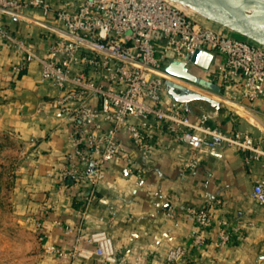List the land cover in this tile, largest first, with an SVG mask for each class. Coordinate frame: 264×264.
<instances>
[{
	"label": "built area",
	"instance_id": "built-area-1",
	"mask_svg": "<svg viewBox=\"0 0 264 264\" xmlns=\"http://www.w3.org/2000/svg\"><path fill=\"white\" fill-rule=\"evenodd\" d=\"M55 1L0 0V15L18 21L26 22L39 11L41 26L50 34L41 53L0 21V51L8 48L15 55L12 73L37 63L41 79L55 88L56 96L42 102L36 113L54 112L68 128L70 150L55 175L63 186L68 180L84 182L85 208L104 183L110 163L121 164L138 187L144 186V171L134 168L136 153L148 156L156 147L164 151L181 147L192 156L188 168H195L204 154L231 147L244 155L246 163L264 169V138L239 129L224 131L218 123L219 110L187 108L167 91L171 83L205 92L221 108L250 112L254 102L264 101V46L236 39L229 30L170 0H83L60 8ZM196 52L211 57L207 69L189 61ZM173 63L198 67L202 77L190 74L217 90L169 74L166 68ZM122 137L134 151L123 148ZM251 198L264 207V176L254 181ZM191 215L196 226L191 250L196 255L205 251L211 236L222 248L240 232L239 227L214 222L205 210ZM81 240L77 237L72 259L99 257L104 264H116L107 233L97 232L85 240L93 248L79 246ZM47 253L64 255L52 247ZM187 255V249L176 247L165 253L164 260L171 264Z\"/></svg>",
	"mask_w": 264,
	"mask_h": 264
},
{
	"label": "crops",
	"instance_id": "crops-1",
	"mask_svg": "<svg viewBox=\"0 0 264 264\" xmlns=\"http://www.w3.org/2000/svg\"><path fill=\"white\" fill-rule=\"evenodd\" d=\"M75 1L56 0L54 5L77 6L83 0ZM42 20L39 11L26 22L0 15L3 24L41 53L50 37ZM16 61L8 48L0 51V130L14 133L28 151L17 173V186L23 196L22 210L39 242L32 264H104L99 257L78 261L70 256L77 237L82 239L79 246L93 248L85 240L101 231L112 239L116 264H167L165 253L176 247L187 249L188 255L171 264H264V207L251 198L254 181L264 176L257 163H246L236 149L222 147L202 155L195 168H188L192 156L181 147L174 151L156 147L148 156L136 153L134 168L144 171V186L138 187L136 178L121 164L110 163L104 183L85 208L84 182L68 180L63 186L55 175L70 150L68 128L54 112L36 113L57 92L41 79L37 63L22 73H12ZM188 68L197 77L203 76L198 67ZM192 106L200 105L193 101L187 108ZM221 109L222 130L239 129L264 138V101L254 102L250 112ZM121 140L125 150H135L125 137ZM198 210L207 211L216 223L240 228L230 245L218 247L211 236L201 255L191 250L196 231L191 212ZM51 247L64 255L48 254Z\"/></svg>",
	"mask_w": 264,
	"mask_h": 264
},
{
	"label": "rangeland",
	"instance_id": "rangeland-1",
	"mask_svg": "<svg viewBox=\"0 0 264 264\" xmlns=\"http://www.w3.org/2000/svg\"><path fill=\"white\" fill-rule=\"evenodd\" d=\"M232 35L236 39L243 38L235 33ZM190 66L182 64L179 77L195 83L194 76L188 71ZM172 71L171 67L166 68V72L175 75ZM204 93L200 94L208 97ZM198 105L209 109L203 101H198ZM27 152L23 142L14 133L0 130V264H32V257L39 250L31 221L22 210L23 196L17 186V173L23 166Z\"/></svg>",
	"mask_w": 264,
	"mask_h": 264
},
{
	"label": "water",
	"instance_id": "water-1",
	"mask_svg": "<svg viewBox=\"0 0 264 264\" xmlns=\"http://www.w3.org/2000/svg\"><path fill=\"white\" fill-rule=\"evenodd\" d=\"M170 1L189 8L192 12L212 24L221 26L232 33L264 46V0ZM210 58L209 55L196 52L189 61L203 69H207ZM180 66L181 64L179 63H173L170 66L173 69L172 72L175 74L174 76L179 77L181 75L182 72H179ZM193 78L196 82L212 90H217L215 86L209 85L195 77ZM167 91L174 100L183 103L186 107L193 101H212L201 94L186 90L171 83L167 84Z\"/></svg>",
	"mask_w": 264,
	"mask_h": 264
},
{
	"label": "trees",
	"instance_id": "trees-1",
	"mask_svg": "<svg viewBox=\"0 0 264 264\" xmlns=\"http://www.w3.org/2000/svg\"><path fill=\"white\" fill-rule=\"evenodd\" d=\"M203 102H205V103L208 104L209 109H214V110H219V111L222 110V109L220 108L219 104H217V103H215V102H213V101H210V102L203 101ZM38 221H41V220L38 219Z\"/></svg>",
	"mask_w": 264,
	"mask_h": 264
},
{
	"label": "bare ground",
	"instance_id": "bare-ground-1",
	"mask_svg": "<svg viewBox=\"0 0 264 264\" xmlns=\"http://www.w3.org/2000/svg\"><path fill=\"white\" fill-rule=\"evenodd\" d=\"M179 6L182 7V8H183L184 10H186V11H191L189 8L184 7V6L180 5V4H179Z\"/></svg>",
	"mask_w": 264,
	"mask_h": 264
}]
</instances>
